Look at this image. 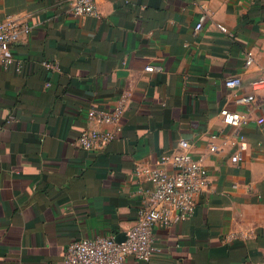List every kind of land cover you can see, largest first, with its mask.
I'll return each mask as SVG.
<instances>
[{
    "label": "crops",
    "instance_id": "crops-1",
    "mask_svg": "<svg viewBox=\"0 0 264 264\" xmlns=\"http://www.w3.org/2000/svg\"><path fill=\"white\" fill-rule=\"evenodd\" d=\"M72 1L0 0V17L30 26L0 52V264H63L72 240L126 234L149 169L179 138L209 185L192 216L154 229L153 256L125 264H264V85L251 86L264 79V0H94L86 17ZM230 76L241 85L229 89ZM122 97L120 131L81 149L82 131L113 130L89 110ZM221 108L251 119L237 164L207 150L211 134L232 132Z\"/></svg>",
    "mask_w": 264,
    "mask_h": 264
},
{
    "label": "built area",
    "instance_id": "built-area-1",
    "mask_svg": "<svg viewBox=\"0 0 264 264\" xmlns=\"http://www.w3.org/2000/svg\"><path fill=\"white\" fill-rule=\"evenodd\" d=\"M69 12L75 16H97L98 11L94 0H73ZM203 17L195 25L196 30L202 28ZM219 29L226 32L224 26ZM30 26L18 22L10 17H0V52L7 53L17 43L22 34H28ZM3 65L10 60L3 59ZM252 63V54L247 52L244 65ZM51 66L49 63H45ZM147 66V70H152ZM161 70L160 67L154 68ZM229 89L241 85L239 76H230L225 79ZM264 85V79L251 82L253 88ZM253 100L252 95L241 99L243 102ZM126 106L124 97L120 98L111 111L101 108L90 109L87 121L95 124L108 123L113 130L106 131L100 128H90L82 131L76 139V144L85 151L102 150L120 131L119 119ZM219 115L223 124L232 127L227 139H219L218 134H211L207 150L212 153L229 149V161L237 164L243 160L246 150V136L243 128L251 119L247 112H239L221 108ZM259 126L264 124V117L254 119ZM194 142L179 138L176 150L162 154L149 169L146 180L151 186L140 192V205L137 209L134 224L127 230L125 239L116 242L113 236H95L80 238L69 242L66 246L63 264H125L128 256L139 260H147L154 255L156 248L153 245V232L158 227H168L175 222L192 216L196 206V197L209 185V175L202 155L194 157ZM168 167L170 169H168Z\"/></svg>",
    "mask_w": 264,
    "mask_h": 264
},
{
    "label": "water",
    "instance_id": "water-1",
    "mask_svg": "<svg viewBox=\"0 0 264 264\" xmlns=\"http://www.w3.org/2000/svg\"><path fill=\"white\" fill-rule=\"evenodd\" d=\"M114 239L116 242H121L125 239V234H118Z\"/></svg>",
    "mask_w": 264,
    "mask_h": 264
}]
</instances>
